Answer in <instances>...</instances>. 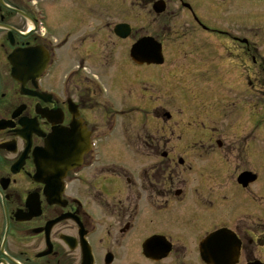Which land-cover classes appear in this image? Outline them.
<instances>
[{"label":"flooded vegetation","instance_id":"flooded-vegetation-1","mask_svg":"<svg viewBox=\"0 0 264 264\" xmlns=\"http://www.w3.org/2000/svg\"><path fill=\"white\" fill-rule=\"evenodd\" d=\"M47 1L53 0H0V264H219L236 253V264H264V183L250 163L251 142L244 134L250 106L241 101V115L225 134L210 120L220 117L218 109L199 108L197 116L204 117L196 129L187 123L185 142L194 138L209 156L180 164L175 153L184 136L173 137L171 102L152 93H169L176 73L190 89L215 85L221 68L251 69L252 56L264 51V36L255 41L236 26L243 18L234 19L221 53L211 56L205 51L214 41L206 38L218 39L217 24L200 9L213 12L223 0H183L178 8L198 16V26L186 16L197 36L183 31L179 46H164L163 64H138L126 49L116 51L123 39L108 31L120 7L103 9L100 31L87 26L84 34L93 37L67 32L57 38L52 21H75L74 9L59 12ZM237 1L246 2L232 5ZM165 2L167 12L177 0ZM80 3L83 8L85 1ZM164 28L178 36L172 25ZM180 56L177 68L172 58ZM155 79L165 86H138ZM120 114L143 124L127 131L130 143L118 130ZM73 125L98 148L116 125L112 136L122 135L121 143L113 137L110 145L150 159L167 156L161 163H82L65 170L61 186L59 175L39 172L34 153L51 133L68 137Z\"/></svg>","mask_w":264,"mask_h":264},{"label":"rangeland","instance_id":"rangeland-1","mask_svg":"<svg viewBox=\"0 0 264 264\" xmlns=\"http://www.w3.org/2000/svg\"><path fill=\"white\" fill-rule=\"evenodd\" d=\"M84 2V7L80 8V2ZM53 0V1H47L45 2V6L48 4H54L58 6L59 12L62 9H65L67 11L68 6H73L74 9V19L75 21H69L66 22L63 18L61 17L55 21H52V29L51 33L56 36L57 38H62L67 32H70L73 37H78L79 35H83L87 38H90L91 34H84V31L87 29V26L90 25L91 29L96 31H100V22L102 19L99 16H102V11L105 8L112 7L115 9L116 6H121L122 14L120 15H113L114 18L112 19L114 22H129L132 25L136 26L137 29H139L138 33L134 32L132 36L126 40H123L121 44H119L116 48V51H129L130 45L136 40L137 37L141 33H147L148 31H155V34L160 35L159 38L161 42L166 47V50L170 47L176 46L180 44L181 39H176L175 37H172V39H169L167 35L165 36V31L167 29L164 28L165 25L170 24L172 25L171 31H177L180 30L179 32L183 33V31H187L186 33H189L190 35L195 34L197 36V32L194 31L193 28H189L191 24L186 23V16H189L186 10L179 9L178 6H180L179 3L171 4L170 5V10L167 11L166 13H161L160 15H157L155 13L150 12L148 9V4L147 1L145 0H116L114 2L113 0ZM216 3L217 1L214 0ZM235 0H223L220 1L224 5V8L222 5L219 8H216L215 11H219L218 14L215 12H210L208 14L207 10L203 8L200 9L201 12L204 13V17H206V21L210 24H214V29H216V36L217 38L209 37L206 38L208 41H214V45H210L209 49H206V53H209L211 56H214L216 53L220 54L221 50L220 47L221 45L226 43V37L228 32L233 26V21L234 19H240L243 18L241 21L235 22L236 26L245 28L251 36H254L255 38L260 35H264V0H246V2H236L235 6L232 5V3ZM211 4V0H208L207 4ZM83 4V3H82ZM178 8V9H177ZM181 8V7H180ZM55 9V8H54ZM81 9V22L79 17ZM57 10H54V13H56ZM171 16V21L167 18L168 15ZM87 15V23L85 20V17ZM214 15V16H213ZM218 15V16H217ZM95 16V17H94ZM247 18V20H246ZM191 19V18H190ZM168 22V23H166ZM113 26V24H112ZM189 29V30H187ZM165 30V31H164ZM203 35V36H202ZM202 35L198 37H208L209 34L203 33ZM98 42H100L99 39H97ZM110 42V41H109ZM179 49V48H178ZM168 53V52H167ZM233 56H236L233 54ZM264 57V55H261ZM259 62V55H257L256 58ZM184 60L183 58L180 57H173L172 58V65H177V68L179 67L178 64L182 63ZM241 62H244L243 59L241 58ZM63 64V63H62ZM173 66V67H174ZM241 68V66H238ZM199 72V71H198ZM198 72L194 73L198 75ZM181 75V74H180ZM240 75L239 71H235L234 73H231L228 71L226 68H221L216 72V76L218 78H221V80H232V77L234 79L235 84L237 83V78ZM251 79L252 75L250 74ZM241 79H244V77L241 75ZM264 74L260 70H257V72H254L253 76V81L258 82V80L261 81V84L264 83ZM225 84L231 85V87H228L227 85H224L222 83L219 84L217 87L216 91V99L217 100H225L229 97V89H232V83L224 82ZM178 87L177 89L174 90V93H172L171 98H164L165 101L171 102L169 105V108L171 111L177 113L178 112H183L186 115V112L182 109L184 107L183 104H180L182 101V97H189L191 94L190 90L186 87L184 82L182 81L181 84V89L180 85L177 82ZM142 85V84H141ZM139 85V86H141ZM237 89H242L240 87L236 88L234 86L233 90L237 93ZM195 90V88L193 89ZM205 92L204 87H201V93ZM180 93V94H179ZM161 96V99L163 97L162 94H159ZM181 97V98H178ZM205 98H208V94L205 95ZM248 101L251 104V112H250V118L247 122V126L245 127L244 134L247 135L251 132L250 136H246L247 139L251 140L252 144L251 147L248 148L247 152L252 156V160H250V163L254 166V169L258 170L260 174V181L264 183V124L261 126H257V116L256 113L263 110V115H264V103L260 106V102H264V87L257 85L254 87L252 85V88L250 89V93H248ZM192 105L195 108V103L194 99L190 100V102L187 103V105ZM235 106L236 103L235 101H229L225 105L218 108V111L221 113V116L218 118L215 115H212V119L215 121V126L220 129L221 133H230L229 128V122L232 120H236V118H232L227 120V117H229L232 114H235ZM181 117V116H179ZM204 116H199L197 119L194 118V124H199L201 122V118ZM221 117H226L222 119ZM185 118V117H184ZM131 117H125V115L121 118H118V130L119 128H123V135L125 136L124 140L128 143H130V133L127 132L128 130L132 131L133 129H136L139 127V129L143 128L142 125H136L135 123H131ZM203 119V118H202ZM187 119H185L186 122ZM175 121H180L179 118H177ZM133 122V120H132ZM149 122L151 125L156 126L157 120L153 123V119H149ZM251 123V124H250ZM259 123V121H258ZM150 126V125H149ZM251 128V130H250ZM257 131H260L258 135H255ZM127 132V133H126ZM181 130H177L176 133L180 134ZM227 136V135H225ZM115 139H118V141L121 140L120 135L119 137L112 136L110 139L105 142V145L102 148L103 152L95 153L94 155L96 156V159H98L99 163H151V159H148L146 157V153L144 152H138V151H133L131 152L130 150H124L126 147H116L114 144L110 145V143ZM228 137V136H227ZM117 141V142H118ZM254 141V144H253ZM107 143V144H106ZM121 143V141H120ZM250 146V145H249ZM121 148V149H120ZM101 150V151H102ZM192 150V148H190ZM185 149H181L180 151L177 152V154L180 156L182 155L186 159V163H200L203 158L200 157V152H197L196 150L190 151ZM256 150H259L261 153V157H258V154L256 153ZM90 154L86 157H89ZM159 156V155H158ZM87 159V158H86ZM161 157H157L155 161L159 160L160 162ZM134 160V161H133ZM255 189V188H254Z\"/></svg>","mask_w":264,"mask_h":264},{"label":"water","instance_id":"water-1","mask_svg":"<svg viewBox=\"0 0 264 264\" xmlns=\"http://www.w3.org/2000/svg\"><path fill=\"white\" fill-rule=\"evenodd\" d=\"M155 6L157 12H161L164 8L162 3H157ZM162 4V6H161ZM163 7V8H162ZM116 32L122 37H126L130 33V27L127 25H117ZM133 59L139 63H162L161 45L154 42L152 38H142L138 40L131 49V55ZM16 73H19V66H17ZM80 136L76 138V134H71L70 142L56 143L55 136L46 140V146L44 149L38 151V160L40 171L46 172L45 175H52L54 173V167L56 163H64L67 167L62 171L60 176L65 174V170L71 168L75 163H81L82 155L88 151L87 136L82 129ZM58 141V140H57ZM39 171V172H40ZM44 174V173H43Z\"/></svg>","mask_w":264,"mask_h":264}]
</instances>
